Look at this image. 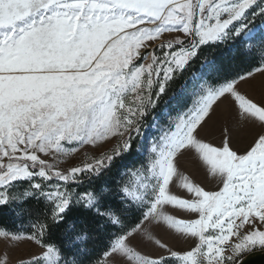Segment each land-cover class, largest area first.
<instances>
[{"label": "snow or ice", "instance_id": "snow-or-ice-1", "mask_svg": "<svg viewBox=\"0 0 264 264\" xmlns=\"http://www.w3.org/2000/svg\"><path fill=\"white\" fill-rule=\"evenodd\" d=\"M221 45L264 72V0H0V217L14 225L0 238L43 249L20 264H253L264 253V131L242 152L227 128L218 146L198 136L224 98L264 129V102L237 88L253 72L220 76ZM191 152L218 191L179 172ZM174 177L191 198L171 190ZM74 209L90 230L71 235L69 223L62 246L45 242ZM152 224L196 243L174 250Z\"/></svg>", "mask_w": 264, "mask_h": 264}, {"label": "rangeland", "instance_id": "rangeland-1", "mask_svg": "<svg viewBox=\"0 0 264 264\" xmlns=\"http://www.w3.org/2000/svg\"><path fill=\"white\" fill-rule=\"evenodd\" d=\"M176 34H165V38H171ZM259 67V65L257 66ZM254 67L250 71L253 72L251 77H247L243 81H238V90L252 99L254 102H264V72H255ZM247 72L241 73L245 75ZM229 129L232 135L231 144L234 150L242 152L257 136L264 131L258 121L244 119L239 114L238 107L234 104L231 98H224L214 105L213 112L210 118L203 127L199 129L198 136L206 142L214 145H219L223 138L224 129ZM149 135L155 136L157 133L150 131ZM115 141H108L102 146V149L110 147ZM102 149H96L99 151ZM85 151H93L89 146H85L73 157L65 159L59 164V167L66 168L70 164H74L83 158ZM147 153H145L146 156ZM144 157H142V160ZM139 164V162L137 163ZM177 166L180 173L189 176L194 183L199 184L206 191H218L222 186L220 180L215 175L211 174L207 166H205L194 152L185 153L178 157ZM171 190L184 197L191 198L186 190L178 186V177L173 178L170 184ZM166 211L181 219H194V214L186 213L179 209L166 207ZM153 234L168 243L174 250H187L193 247L196 243L194 237H183L163 225H149ZM138 247L143 248L147 252H154V247L148 243H138ZM104 250V244L100 245V251ZM43 249L32 241L9 242L5 238H0V257L7 255V264H20L21 261L29 260L34 255H39Z\"/></svg>", "mask_w": 264, "mask_h": 264}, {"label": "trees", "instance_id": "trees-1", "mask_svg": "<svg viewBox=\"0 0 264 264\" xmlns=\"http://www.w3.org/2000/svg\"><path fill=\"white\" fill-rule=\"evenodd\" d=\"M257 23H259V21H257ZM211 51L213 50L204 49V52L206 53ZM214 51L217 53H220L222 51L224 53L223 57H219L218 74L227 79L236 78L237 75H240L241 73L244 72H249L252 68L257 67L259 65L256 62L244 60L239 56L233 57L228 52L227 48L224 45H221L219 49H215ZM193 68L194 70L196 68H199V61H197L194 64ZM179 83L180 82L177 81V84ZM141 161H142V157L138 159L137 163L138 162L140 163ZM105 179L111 180V174H109L107 177L101 178V180L97 182V186H99ZM69 223L75 225V230L74 232L71 233V235H75L77 232H80L81 230L89 231L91 228L88 214L84 213L82 210L74 209L73 212L69 213L64 224H61L59 227H54L50 230L49 234L45 238V242H54L62 246L64 243V235L67 229V225ZM0 225H5L9 228L14 227L11 216L9 215L6 217H0ZM101 244L102 242L100 241L89 242L88 247L93 249V257L100 255Z\"/></svg>", "mask_w": 264, "mask_h": 264}, {"label": "water", "instance_id": "water-1", "mask_svg": "<svg viewBox=\"0 0 264 264\" xmlns=\"http://www.w3.org/2000/svg\"><path fill=\"white\" fill-rule=\"evenodd\" d=\"M248 256H245V259H247ZM253 264H264V253H258L253 257Z\"/></svg>", "mask_w": 264, "mask_h": 264}]
</instances>
